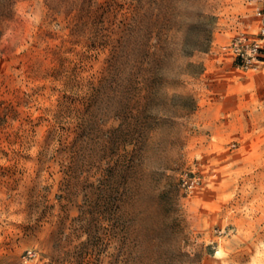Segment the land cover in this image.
Masks as SVG:
<instances>
[{"label":"rangeland","instance_id":"1","mask_svg":"<svg viewBox=\"0 0 264 264\" xmlns=\"http://www.w3.org/2000/svg\"><path fill=\"white\" fill-rule=\"evenodd\" d=\"M256 7L0 0V264H264Z\"/></svg>","mask_w":264,"mask_h":264},{"label":"built area","instance_id":"2","mask_svg":"<svg viewBox=\"0 0 264 264\" xmlns=\"http://www.w3.org/2000/svg\"><path fill=\"white\" fill-rule=\"evenodd\" d=\"M256 1V10L262 19L260 29L262 37L252 38L247 33L240 32L223 45V49L233 55L236 65L242 68H256L264 62V0ZM187 182L185 180V183Z\"/></svg>","mask_w":264,"mask_h":264}]
</instances>
